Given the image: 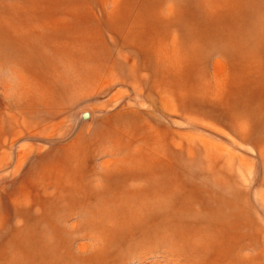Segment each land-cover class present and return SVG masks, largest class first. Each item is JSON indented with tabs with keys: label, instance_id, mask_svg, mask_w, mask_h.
Returning a JSON list of instances; mask_svg holds the SVG:
<instances>
[{
	"label": "rangeland",
	"instance_id": "rangeland-1",
	"mask_svg": "<svg viewBox=\"0 0 264 264\" xmlns=\"http://www.w3.org/2000/svg\"><path fill=\"white\" fill-rule=\"evenodd\" d=\"M0 264H264V0H0Z\"/></svg>",
	"mask_w": 264,
	"mask_h": 264
},
{
	"label": "water",
	"instance_id": "water-1",
	"mask_svg": "<svg viewBox=\"0 0 264 264\" xmlns=\"http://www.w3.org/2000/svg\"><path fill=\"white\" fill-rule=\"evenodd\" d=\"M89 113L87 112V111H85V112H83L82 114H81V116L83 117V118H85V116H87Z\"/></svg>",
	"mask_w": 264,
	"mask_h": 264
}]
</instances>
